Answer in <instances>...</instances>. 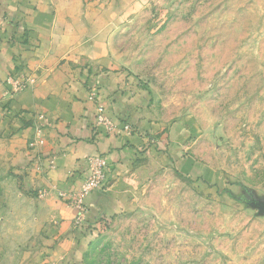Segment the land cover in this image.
<instances>
[{"label":"rangeland","instance_id":"rangeland-1","mask_svg":"<svg viewBox=\"0 0 264 264\" xmlns=\"http://www.w3.org/2000/svg\"><path fill=\"white\" fill-rule=\"evenodd\" d=\"M122 11L101 34L163 131L144 134L143 177L121 208L88 220L86 204L58 192L77 212L70 264H264V0H135ZM21 68L3 82L5 105L38 84ZM98 90L88 99L106 111ZM126 125L121 134L141 135Z\"/></svg>","mask_w":264,"mask_h":264},{"label":"crops","instance_id":"crops-1","mask_svg":"<svg viewBox=\"0 0 264 264\" xmlns=\"http://www.w3.org/2000/svg\"><path fill=\"white\" fill-rule=\"evenodd\" d=\"M134 1L0 0V264H70L77 212L57 195L76 194L87 178L89 157L106 158L111 173L86 198L88 220L109 207L121 208L142 180L144 164L136 155L141 157L144 134L163 130L149 114V97L137 92L141 85L111 60V34H101ZM22 65L38 84L5 105L3 82ZM91 87L99 89L119 128L129 122L141 135L96 129ZM14 177L18 189L9 191ZM11 220L17 223L13 230ZM27 222L36 232L29 249Z\"/></svg>","mask_w":264,"mask_h":264},{"label":"built area","instance_id":"built-area-1","mask_svg":"<svg viewBox=\"0 0 264 264\" xmlns=\"http://www.w3.org/2000/svg\"><path fill=\"white\" fill-rule=\"evenodd\" d=\"M12 85L13 89L18 91L22 90L21 88L24 86L23 81L14 82L9 80L8 82ZM91 100H95L96 97H91ZM96 118H97V129H103L106 134H113V133H121L127 132L130 130L128 125L123 126L122 129H119L115 123L107 116L105 108L99 104L96 110ZM55 165L52 161L50 163V169H54ZM87 178L84 181L80 190L75 192L74 195L75 199H77V206L80 208L81 211H85V202L84 200L93 192L101 190L108 179V162L105 158L94 156L88 159L87 161Z\"/></svg>","mask_w":264,"mask_h":264}]
</instances>
